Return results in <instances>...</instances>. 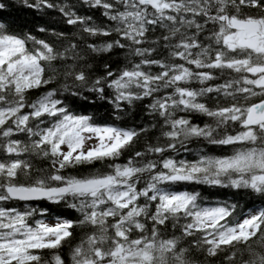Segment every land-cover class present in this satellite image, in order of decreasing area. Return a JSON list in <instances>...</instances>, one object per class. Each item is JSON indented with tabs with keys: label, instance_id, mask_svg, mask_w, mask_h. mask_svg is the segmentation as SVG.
<instances>
[{
	"label": "snow or ice",
	"instance_id": "6c2138e0",
	"mask_svg": "<svg viewBox=\"0 0 264 264\" xmlns=\"http://www.w3.org/2000/svg\"><path fill=\"white\" fill-rule=\"evenodd\" d=\"M0 21V264H264V0Z\"/></svg>",
	"mask_w": 264,
	"mask_h": 264
},
{
	"label": "trees",
	"instance_id": "16d2710c",
	"mask_svg": "<svg viewBox=\"0 0 264 264\" xmlns=\"http://www.w3.org/2000/svg\"><path fill=\"white\" fill-rule=\"evenodd\" d=\"M32 16H33L32 11L23 9L22 5L16 4L15 10L12 11L9 19L15 21L17 24H22L25 21H30L32 19ZM0 22H3V21H0ZM101 111H103V109H101Z\"/></svg>",
	"mask_w": 264,
	"mask_h": 264
}]
</instances>
